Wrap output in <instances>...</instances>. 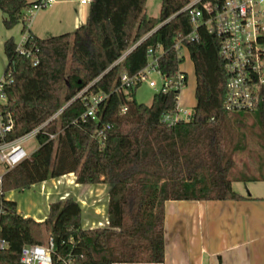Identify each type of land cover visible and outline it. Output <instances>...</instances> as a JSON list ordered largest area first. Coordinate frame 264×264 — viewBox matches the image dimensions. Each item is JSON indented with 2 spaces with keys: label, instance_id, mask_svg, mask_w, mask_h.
<instances>
[{
  "label": "trees",
  "instance_id": "trees-1",
  "mask_svg": "<svg viewBox=\"0 0 264 264\" xmlns=\"http://www.w3.org/2000/svg\"><path fill=\"white\" fill-rule=\"evenodd\" d=\"M191 1L162 0L160 16L154 18L146 15L147 0H91L85 24L72 33L40 39L30 31L27 16L35 2L0 0L4 27L22 25L27 35L23 47L31 52L30 57L22 54L13 37L3 45L13 138L44 124L68 104L44 129H61L57 140L39 135L40 148L4 176L3 191L25 192L69 174L80 185L111 187L108 226L86 229L82 207L72 197L50 204L48 216L38 222L0 196V207L8 212L0 215V239L9 243L0 251V264H21L24 245H43V226L53 241L54 262L163 264L167 202L239 201L243 197L233 190V182H264V170L258 176L234 175L235 155L247 142L240 123L254 114L264 138V101L253 112L225 110L227 74L219 39L199 25L197 39L184 40L193 31L189 13L183 12ZM149 48L161 55L159 71L168 77L179 72L181 50H188L196 78V106L188 121H163L178 107V90L156 93L151 105L137 101L141 85L119 90L123 74L134 76L147 65ZM87 87L84 98H76ZM97 94L109 95L99 120L83 119L87 99ZM105 125L111 129L101 145L93 135Z\"/></svg>",
  "mask_w": 264,
  "mask_h": 264
},
{
  "label": "built area",
  "instance_id": "built-area-1",
  "mask_svg": "<svg viewBox=\"0 0 264 264\" xmlns=\"http://www.w3.org/2000/svg\"><path fill=\"white\" fill-rule=\"evenodd\" d=\"M34 2L28 14L51 7L57 0H34ZM90 3L91 0L80 1L81 5ZM183 12L189 13L193 25V31L184 39L185 41L197 39L196 30L199 25L205 26L210 34L219 39L220 56L224 60L227 74L225 110L230 113L255 111L258 105L264 101V0H192L183 9ZM30 19L31 17H29V21ZM26 39L27 35L18 44V50L30 57L31 52L26 51L23 47ZM145 39L128 50L119 62L123 61L127 54ZM160 57L161 55L156 54L153 48H149L147 65L134 76L123 74L119 90L135 88L147 83L151 88L156 89L157 93H167L172 90L181 92L185 86L184 74L177 72L171 77L162 75L159 71ZM36 64L37 61H35ZM152 75L160 77L161 84L159 86L151 78ZM88 88H85L76 98H84ZM108 98V94L91 95L87 99V109L82 118L98 121L100 107ZM11 101L13 100L6 91V81L3 78L0 82V196L4 198L6 197V193L3 191L4 176L31 157L23 147L24 142L29 138H38L39 135L47 136L50 141L57 140L62 132L61 129H58L56 133H47L44 129L54 120H58L68 105L60 109L44 124L27 134L13 138L15 132L14 114L7 108ZM126 111V108L122 109V112ZM191 116L192 114L177 107L174 113L165 114L163 121L174 124L180 120L188 121ZM110 129V125L97 128L93 138L103 145L106 140V132ZM7 213L0 207V215ZM8 246L9 243L6 240L0 239V251L6 250ZM53 247L51 238L46 245H24L21 250L20 263L71 264L70 262H54L52 259Z\"/></svg>",
  "mask_w": 264,
  "mask_h": 264
},
{
  "label": "crops",
  "instance_id": "crops-1",
  "mask_svg": "<svg viewBox=\"0 0 264 264\" xmlns=\"http://www.w3.org/2000/svg\"><path fill=\"white\" fill-rule=\"evenodd\" d=\"M75 3L78 6L73 8ZM69 4L72 7L56 10L60 15L58 23H55V20L50 21L47 25L48 29H36V31L39 34L45 33L46 30L48 32L71 33L82 26L83 22L87 20L89 9L88 11L84 10L82 6L86 5H81L78 1L72 0L69 1ZM33 18L31 17L29 26ZM5 20L6 15L0 10V44L2 46L7 39L16 38V28H22V25H18L8 30L4 27ZM32 33L41 39L38 33ZM25 36L23 35L22 39L17 38L15 42L21 43ZM179 72L185 73L182 72L181 67H179ZM188 113L192 114L193 112ZM71 175L74 177L72 178L75 182L74 190L63 186L66 187V192H62V189V191L60 189L58 191V179L33 185L29 189L36 190L42 204L44 202L47 206L46 213L43 214L41 208H37L36 212L39 216H32V218L43 222L49 213L48 201L51 196L56 195L58 201L72 197L81 205L85 229L107 227L111 187L106 184H77L74 174L66 175L64 179L70 178ZM47 183L51 184L50 192L43 189V185ZM232 188L243 197L242 200L170 201L166 203V257L163 264H264V182L236 181L233 182ZM68 191L69 193H67ZM16 192L20 193L16 190L7 192L6 200L12 201L7 196ZM85 192L91 195L93 201L85 199ZM18 212L25 217H31L30 214H23L19 209Z\"/></svg>",
  "mask_w": 264,
  "mask_h": 264
},
{
  "label": "rangeland",
  "instance_id": "rangeland-1",
  "mask_svg": "<svg viewBox=\"0 0 264 264\" xmlns=\"http://www.w3.org/2000/svg\"><path fill=\"white\" fill-rule=\"evenodd\" d=\"M28 1L34 2V0H28ZM69 1H72V0H58V3L52 5L51 7L40 9L38 11H34L32 13L27 14L28 17H34L31 25L29 26L30 31L38 33L41 39H48L51 37L64 34V33H59L58 31L48 32L47 30L45 31V33L43 32L44 34L43 33L39 34V32H37L36 29H43V30L48 29L47 25L49 24L50 21H53V20L56 21L55 23H58V20L60 19V15L56 12V10L59 8L60 9L64 8V7L65 8L72 7L71 4H69ZM73 1L80 2L81 0H73ZM161 5H162V0H147L146 15L149 17L158 18L161 12ZM77 6L78 4L75 3L73 5V8ZM82 8L88 11L89 5L82 6ZM84 23L85 22H83V24ZM15 30L17 33H16V38L14 37V40H16L17 38L22 39V36L24 35L22 33V28H16ZM180 54L181 56L184 57V62L183 64H181L180 67H181L182 72H185L187 75V84L184 86V88H182L180 92V95L178 98V106L180 109L187 110L188 112L192 113L193 107L196 103L195 101L196 79L194 75V66H193V62L190 59L189 52L186 48H183ZM6 66H7L6 57L4 55L3 46L0 44V82L4 78V72H5ZM151 78L157 82L158 86L161 84V80L158 75H152ZM156 93H157L156 89L151 88L147 83H143L136 91V99L139 103H142L145 105H151L153 102L154 95ZM240 125L241 127L239 130H241L243 133L247 135V142H246V149L235 155L236 168L234 171V175H238V173L244 172L246 174H251L252 176H258L259 173L264 170L263 168L264 167L263 166L264 138H263L261 126L259 122L257 121L256 116L254 114L246 115L242 119V122L240 123ZM235 128L237 131H239L236 126ZM235 128L233 129L234 130V140L235 142H237L238 138L235 133ZM23 147L29 155H33L40 148V142L38 138L36 137L29 138L28 140L24 142ZM67 179L73 180L72 178H67ZM67 179H63V181L61 180L60 183L57 182V184H60L58 185V191L59 189L60 190L62 189L63 190V191L61 190L62 192H66V187H69L72 190H74L75 182L72 185L68 184ZM50 185L49 183L45 184V187L43 189H45L46 192L49 190H52V187ZM63 186H66V187H63ZM67 193H69V191ZM81 196L83 195L81 194ZM84 196H85V199L89 201H93V198H91L90 197L91 195L88 194L87 192L84 193ZM7 197L11 199L13 202L17 203L18 209L23 214L28 213L31 215V217L39 216L36 212L37 208H41L43 214L47 212V206L44 202L42 204V200L40 199V196L36 190L34 191L27 190L26 193L16 192V193H12L8 195ZM57 199L58 197L56 198V195L51 196L48 201L49 206L50 204L57 202L58 201ZM42 231H43V245H46L50 239V234L46 231L44 226L42 227Z\"/></svg>",
  "mask_w": 264,
  "mask_h": 264
},
{
  "label": "bare ground",
  "instance_id": "bare-ground-1",
  "mask_svg": "<svg viewBox=\"0 0 264 264\" xmlns=\"http://www.w3.org/2000/svg\"><path fill=\"white\" fill-rule=\"evenodd\" d=\"M66 176H63V177H61V178H58V183H60V181L62 180L63 181V179L65 178ZM70 178H74L72 175L70 176ZM73 182H74V179H73V181H70V180H68V184H73ZM58 185H60V184H58ZM44 186L45 185H43V188H44Z\"/></svg>",
  "mask_w": 264,
  "mask_h": 264
}]
</instances>
